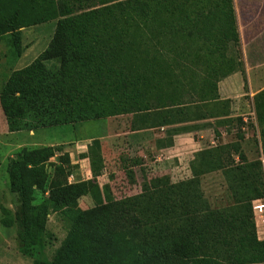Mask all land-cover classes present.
<instances>
[{
  "label": "trees",
  "instance_id": "1",
  "mask_svg": "<svg viewBox=\"0 0 264 264\" xmlns=\"http://www.w3.org/2000/svg\"><path fill=\"white\" fill-rule=\"evenodd\" d=\"M29 2L0 0V42L9 46L12 63L22 53V31L49 14L44 0ZM52 3L54 31L45 50L13 72L0 91L10 132L122 114L137 116L136 130L214 119L219 127L242 125L230 119L231 101L218 95L219 82L237 73L246 86L233 0ZM253 108L264 160V91L254 96ZM57 153L62 160L49 163ZM82 158L91 179L73 184L67 178L74 168L60 146L22 150L7 166L8 186L21 207L2 223L17 224L24 257L37 247L40 258L32 264H264V240L257 238L251 210L264 200V164L259 155L248 160L238 141L197 152L191 179H150L138 195L120 201L109 184L97 181L106 169L98 140ZM215 172L224 176L230 209L213 211L204 199L200 178ZM35 192L48 193L42 206L70 223L50 261L42 258L45 218L26 212ZM83 198L91 199V208L80 209Z\"/></svg>",
  "mask_w": 264,
  "mask_h": 264
},
{
  "label": "rangeland",
  "instance_id": "2",
  "mask_svg": "<svg viewBox=\"0 0 264 264\" xmlns=\"http://www.w3.org/2000/svg\"><path fill=\"white\" fill-rule=\"evenodd\" d=\"M28 1L34 5L37 2V0ZM44 1L47 4L45 5L46 8L49 9V14L43 20L40 18L38 23L34 24L35 27H33V30L37 29L41 37L36 31L34 35L29 33L32 31L30 30L31 28L22 31V53L16 63L9 61L12 54L9 46L4 42H0V91L13 72L26 68L42 54L50 40L55 22V17L50 15L53 3L52 0ZM31 20L35 19L32 17ZM32 36L35 38V41L29 44V41L32 42ZM243 100L245 101L246 99ZM244 105V107H240L234 111L233 116L237 117H233V120H242L240 116L245 115L243 119H247L246 122L242 120V125L233 123L230 126L224 127H217V124H215L216 129L220 130H216L218 136L213 137L216 132H213L209 128L210 126L212 127V124L209 122L205 124L191 123L165 127L163 129L156 128L150 132L145 131L143 134H139L141 137L139 142L133 141V138L136 137L133 135V131L141 127V124L137 122V116L134 114H122L108 119L91 120L61 128L37 129L32 132H10L0 105V264H32L33 261L40 258L37 254V247L32 248L31 254L28 257H24L19 252L17 224L13 221L11 226L6 227L2 223L5 218L13 220L14 212L21 207L18 197L10 191L6 171L9 163L17 158L20 151L46 147L51 144H60L61 140H64L63 138L69 139L68 145L60 144L55 147H62L64 153L69 156L74 170H70L72 178L69 176L67 181L69 184H73L78 180H82L84 170L88 171V168H90L88 159L82 158V156L86 155L87 148L92 145V142L98 140L106 168V176L104 178L100 177L97 181L100 186L109 183L114 198L120 201L123 198L138 195L141 191V186L150 179L167 177L172 184L191 179L193 157L202 148V146L196 145L195 142L197 127L201 125H203L202 128L205 135L207 132V136L204 139L207 142L205 145L211 148H213L211 146L213 139L217 140V146L231 145L236 143L240 138L242 140L245 139L244 133H247L248 139L252 140V146L248 145V148L244 146L247 155L244 150L240 151L251 161L259 155L262 162V151L258 149V146L261 147L259 126L256 125L258 132L254 130L253 133L251 130L253 124L255 125L256 123L254 108L252 109L250 103H244ZM150 109L153 110V108ZM61 131L63 132L62 134ZM237 136H240V138ZM179 138L189 141L186 145L187 149L183 152H179L176 149V153L170 152L167 154L169 151L161 153L158 150L157 141L161 140L163 141L162 143L169 146V144H173V141H178ZM181 143L183 145L185 142L181 140ZM214 143L216 144V141ZM241 144L243 145V142ZM256 151L259 154H256ZM82 152L84 153L82 154ZM233 159L236 162L238 161L237 156L233 157ZM61 160L62 155L57 153L49 163L57 164ZM83 160H86V163H82L81 161ZM48 170V176H50L51 169ZM132 171L136 172L135 177H127V174ZM102 176H104L103 172ZM200 179L204 199L213 211H222L225 208L230 209L234 206L232 196L226 191L224 176L220 172L206 174ZM47 198L48 193L35 192V201L29 205V209L26 212L31 217L45 218V233L42 238L45 239V243L48 245L44 250L42 258L50 261L53 258L55 250L60 247L62 241L68 235L70 223L68 222V218H64L60 214L48 209L49 207L45 209L42 206ZM92 205L93 203L90 198H83L79 202V207L82 210L91 208ZM259 206L261 205L252 204L253 223L256 224L255 222L257 221L263 229L261 232L264 233V225L261 222L264 212L261 215L255 210Z\"/></svg>",
  "mask_w": 264,
  "mask_h": 264
},
{
  "label": "crops",
  "instance_id": "3",
  "mask_svg": "<svg viewBox=\"0 0 264 264\" xmlns=\"http://www.w3.org/2000/svg\"><path fill=\"white\" fill-rule=\"evenodd\" d=\"M233 6L236 14L237 19V28L238 33L240 37V44H241V52H242V58H243V64H244V70H245V79H246V86L244 83V77L240 74H234L226 79L222 80L218 84V95L222 101H231V113L232 116L230 119H233L234 111L237 110L240 107H244V103H250L253 109V98L260 92L264 91V0H233ZM33 29V28H31ZM30 33V32H29ZM246 88V89H245ZM243 99H246L245 101ZM250 107V106H248ZM252 115V114H248ZM245 115L240 116L243 120V122H246L247 119H243ZM209 122L212 124V127L210 126L211 130L213 132L220 131L219 129H216L215 124L217 120H204L200 122H196L197 124H205ZM253 124V128L251 129L254 133V130L258 132V127ZM203 125L197 127L196 130V145L202 146V148L199 149V151L211 148L209 146H206L207 142H205V138L207 136L203 132L204 129L202 128ZM219 127L218 125H216ZM199 128V129H198ZM248 128V127H247ZM163 129V128H160ZM153 129L149 130H135L133 131V135L136 137L133 138V141L139 142L141 140V137L139 134H143L145 131H152ZM201 131V132H200ZM217 133V132H216ZM216 133H214L213 137L216 136ZM245 136L242 141L238 140L240 144V150H244V152L247 155V152L244 149V146L248 148V145H251V139L249 140V136L247 133H244ZM253 136V135H252ZM200 137V138H199ZM64 140H61L60 144L68 145L69 139L63 138ZM181 140L185 143L181 145ZM200 140V141H199ZM204 140V141H203ZM216 141V144L214 142ZM163 141H157L158 143V150L161 153H165V151L170 152H177L176 149H178L179 152H183L185 149H187V143L189 141L179 138L178 141H173V144H169V146H165V143H162ZM237 142V141H236ZM243 142V145L241 144ZM60 144H51L48 145L50 147H55ZM217 140H212L211 146L216 147ZM179 146V147H178ZM259 151H261V147L258 146ZM198 151V152H199ZM257 152V151H256ZM84 152H82L83 154ZM244 154V153H243ZM183 155V154H182ZM249 160V159H248ZM82 163H86V160L81 161ZM262 163L264 164V160L262 158ZM104 176H101V178H104L106 176L105 171H103ZM72 176V175H71ZM70 176V177H71ZM72 178V177H71ZM91 179V173L90 168H88V171L84 170L83 173V180L88 181ZM109 184V183H107ZM252 204H259L261 206L257 207L255 210L259 214H263L264 212V200L263 201H256ZM264 220V217L263 219ZM261 220V221H262ZM255 228H256V235L259 241L264 240V233L261 232L262 227H260L259 223L257 221L255 222ZM264 225V224H262ZM260 228V229H259Z\"/></svg>",
  "mask_w": 264,
  "mask_h": 264
},
{
  "label": "built area",
  "instance_id": "4",
  "mask_svg": "<svg viewBox=\"0 0 264 264\" xmlns=\"http://www.w3.org/2000/svg\"><path fill=\"white\" fill-rule=\"evenodd\" d=\"M70 178H71V177H70ZM261 222H262V224H264V220H262Z\"/></svg>",
  "mask_w": 264,
  "mask_h": 264
}]
</instances>
